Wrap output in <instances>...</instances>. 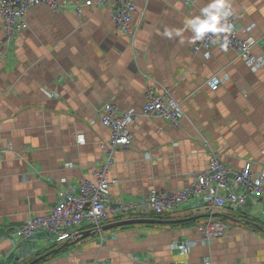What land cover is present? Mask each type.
<instances>
[{
  "label": "crops",
  "instance_id": "crops-1",
  "mask_svg": "<svg viewBox=\"0 0 264 264\" xmlns=\"http://www.w3.org/2000/svg\"><path fill=\"white\" fill-rule=\"evenodd\" d=\"M212 2L136 0L133 20L143 23L132 41L106 9L35 6L8 50L0 17V148L8 149L0 158V264H264V197L213 215L187 203L148 216L163 223L115 228L62 250L45 232L24 242L12 236L30 216L47 215L61 188L96 181L109 159L111 133L99 119L106 104L136 114L131 147L116 149L108 168L111 203L142 207L153 190H183L211 154L234 170L250 164L264 173V69L252 71L236 52L215 47L207 60L193 51V26ZM226 8L264 57V0H227ZM214 77L223 81L216 91ZM149 89L168 92L184 118L173 125L144 116ZM211 218L228 229L205 241L196 226ZM130 219L142 218L131 209L110 222ZM182 244L192 245L186 254Z\"/></svg>",
  "mask_w": 264,
  "mask_h": 264
},
{
  "label": "built area",
  "instance_id": "built-area-1",
  "mask_svg": "<svg viewBox=\"0 0 264 264\" xmlns=\"http://www.w3.org/2000/svg\"><path fill=\"white\" fill-rule=\"evenodd\" d=\"M40 5L61 11H66L69 7L79 12L83 7L106 9L112 21L129 39H134L143 23L142 20L136 25L133 22V15L137 12L136 0H0L2 28L7 37L4 46L7 50L11 44V38L29 28L28 11ZM203 9L202 20L206 18ZM224 11L229 14L227 16L221 14L220 27H227L228 30L207 33L204 39L199 40L193 51L195 53L204 51L206 57L209 58L211 50L215 47L222 51L234 49L250 64L257 63L252 70L263 68L264 60L252 59L247 40L240 39L236 35L232 11L230 9ZM219 85L217 80L210 82L212 90H217ZM143 113L144 116L158 117L173 125L178 124L184 118L181 105L168 92L158 95L152 89L146 93ZM135 118L134 110L120 113L115 105L111 103L104 105L100 110L99 119L111 133L107 151L109 159L107 164H102L96 171V181L83 180L77 192L69 188H61L58 194L60 202L47 215L30 216L20 228L12 233V236L23 242L32 239L38 232H45L53 235L56 243L63 244L72 241L86 223H90L92 228H99L131 209L136 215H165L164 213L177 212L187 203L199 202L198 211L202 209L206 214L213 215L225 209L238 212L246 204L249 196L264 197V173L254 172L250 164L242 170H234L225 166L216 154H211L208 168L192 174L190 183L183 190L177 192L153 190L147 197L145 206L142 207L125 205L120 201L111 203L108 168L116 149L131 147L133 135L129 130V125ZM6 152L8 149L0 148V158ZM197 231L203 240L209 241L223 237L227 231V225L209 219L198 226ZM191 246L182 244L180 249L183 254H186ZM179 264L190 263L181 262ZM206 264H211V261H207Z\"/></svg>",
  "mask_w": 264,
  "mask_h": 264
},
{
  "label": "clouds",
  "instance_id": "clouds-1",
  "mask_svg": "<svg viewBox=\"0 0 264 264\" xmlns=\"http://www.w3.org/2000/svg\"><path fill=\"white\" fill-rule=\"evenodd\" d=\"M227 7V0H213V2L203 9L205 19L193 26V31L196 34L195 39H204L209 32L227 31V27L221 28L222 15L227 16L229 13L224 11ZM215 10V11H214ZM169 37L173 35L172 32L166 33ZM179 35V33H176ZM226 47V45H224Z\"/></svg>",
  "mask_w": 264,
  "mask_h": 264
},
{
  "label": "rangeland",
  "instance_id": "rangeland-1",
  "mask_svg": "<svg viewBox=\"0 0 264 264\" xmlns=\"http://www.w3.org/2000/svg\"><path fill=\"white\" fill-rule=\"evenodd\" d=\"M185 2H186V4L188 5H190V6H192V5H195L196 4V0H185ZM227 9H230L231 11H232V13H233V17H234V24H235V27H236V35L241 39V38H243V37H241V35L239 34V30H238V26H237V24H236V20H237V18H236V15H235V13H234V11H233V9L232 8H225L224 10H227ZM77 10V9H76ZM28 11V10H27ZM61 11V10H60ZM78 11V10H77ZM108 11V10H107ZM29 12V11H28ZM79 12V11H78ZM109 12V11H108ZM201 12H202V10H201ZM201 18H202V14H201ZM112 20V19H111ZM113 22V21H112ZM133 22H134V20H133ZM114 23V22H113ZM115 24V23H114ZM134 24L136 25L137 23H135L134 22ZM115 26L118 28V26L115 24ZM140 29V28H139ZM138 29V30H139ZM253 29V26H250V27H248V28H246V30H245V32H250V30H252ZM121 30V29H120ZM138 30H137V32H138ZM122 32V31H121ZM135 38V37H134ZM129 39V38H128ZM131 41L133 40V39H130ZM245 40H247V44H248V46H249V49H250V57L252 58V59H254V60H264V57H257V56H255L254 54H253V51H252V49H253V45H254V40L252 39V38H247V39H245ZM198 44V43H197ZM196 44V45H197ZM11 48V44L9 45V49ZM216 48H218V47H216ZM220 49V48H219ZM221 50V49H220ZM212 51V50H211ZM202 54H203V56L207 59V60H210L211 59V57H212V53H210V57L209 58H207L206 57V55H205V52L204 51H200ZM224 52H236L239 56H240V58L243 60V62L252 70V68H254V67H256L257 66V63H252V64H250L247 60H245V58H243L242 56H241V54L237 51V50H234V49H230V50H228V51H224ZM200 54V53H199ZM262 67L263 68H260V69H264V64L262 65ZM259 70V69H258ZM252 71H254V70H252ZM257 71V70H256ZM212 81H215V80H217L219 83H220V85H221V83L223 82L222 80H221V78H217V77H214V78H212L211 79ZM210 84V83H209ZM220 85H219V87H220ZM211 87V86H210ZM218 87V88H219ZM212 89V88H211ZM218 90V89H217ZM213 91H216V90H213ZM117 108V107H116ZM117 110H118V108H117ZM119 111V110H118ZM120 113H122L123 111H119ZM185 116V115H184ZM130 125H131V123H130ZM130 125H129V130L131 131V129H130ZM131 133H132V131H131ZM133 135V134H132ZM120 149H122V148H120ZM264 152V151H263ZM263 152H262V155H263ZM114 153V152H113ZM262 166H263V168H264V161H263V164H262ZM244 207V206H243ZM243 209V208H242ZM231 211V210H230ZM238 212H240V210L238 211ZM177 212H173V213H164L165 215H173V214H176ZM148 215L149 214H143V215H140V217L142 218V219H154V218H149V217H152V216H161V215H151V216H149L148 217ZM210 215V214H209ZM211 219H213V218H211ZM214 220V219H213ZM209 221V220H208ZM216 221V220H215ZM207 222V221H206ZM206 222H204V223H206ZM220 222V221H219ZM109 223H111V222H109ZM109 223H107V224H109ZM203 223V224H204ZM223 223V222H222ZM225 224V223H224ZM106 225V224H105ZM200 225H202V224H199L198 226H200ZM104 226V225H103ZM198 226H196V227H198ZM92 229V228H91ZM197 229V228H196ZM228 229V228H227ZM17 230V229H16ZM83 231V230H82ZM82 231H80V232H82ZM79 232V233H80ZM49 235V234H48ZM51 236H53V235H51ZM53 239H54V241H55V243H56V240H55V237L53 236ZM20 241V240H19ZM21 242V241H20ZM24 242V241H23ZM64 244H66V243H63V244H58V243H56V245H58V247L59 248H64L63 246H64Z\"/></svg>",
  "mask_w": 264,
  "mask_h": 264
},
{
  "label": "water",
  "instance_id": "water-1",
  "mask_svg": "<svg viewBox=\"0 0 264 264\" xmlns=\"http://www.w3.org/2000/svg\"><path fill=\"white\" fill-rule=\"evenodd\" d=\"M160 223H163V222L155 220V219H130V220H123V221H118L114 223H109L99 228H92V229L80 232L79 234L76 235V237L72 241L64 244L63 247H67L74 242H80L87 238L94 237L104 231L112 230V229L123 227V226H130V225H137V224L155 225V224H160Z\"/></svg>",
  "mask_w": 264,
  "mask_h": 264
},
{
  "label": "trees",
  "instance_id": "trees-1",
  "mask_svg": "<svg viewBox=\"0 0 264 264\" xmlns=\"http://www.w3.org/2000/svg\"><path fill=\"white\" fill-rule=\"evenodd\" d=\"M156 218H157V217H156ZM55 246L57 247V249H59L58 245H55ZM51 249H52V248H51ZM51 249H49V250H45L44 253L50 251ZM60 250H62V249H60Z\"/></svg>",
  "mask_w": 264,
  "mask_h": 264
},
{
  "label": "bare ground",
  "instance_id": "bare-ground-1",
  "mask_svg": "<svg viewBox=\"0 0 264 264\" xmlns=\"http://www.w3.org/2000/svg\"><path fill=\"white\" fill-rule=\"evenodd\" d=\"M254 27V26H253ZM244 39H247V38H244Z\"/></svg>",
  "mask_w": 264,
  "mask_h": 264
}]
</instances>
